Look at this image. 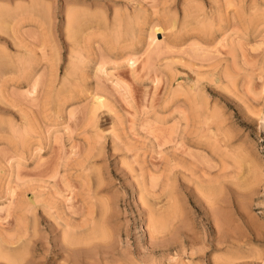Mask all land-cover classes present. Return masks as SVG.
I'll use <instances>...</instances> for the list:
<instances>
[{"label":"rangeland","instance_id":"374dc122","mask_svg":"<svg viewBox=\"0 0 264 264\" xmlns=\"http://www.w3.org/2000/svg\"><path fill=\"white\" fill-rule=\"evenodd\" d=\"M214 1L0 0V241L15 229L25 237L0 244V264H264L260 36L244 39L247 59L238 56V65L217 43L228 25L245 27L250 13L264 27V0H237L228 9L244 18L219 30ZM218 3L224 11L226 2ZM206 25L217 29L210 41ZM214 163L231 175L219 207L208 188ZM165 176L176 183L172 192ZM166 188L167 201L176 200L169 212ZM20 216L28 226L18 227ZM68 218L87 230L76 233ZM155 224L166 231L153 232Z\"/></svg>","mask_w":264,"mask_h":264},{"label":"bare ground","instance_id":"6f19581e","mask_svg":"<svg viewBox=\"0 0 264 264\" xmlns=\"http://www.w3.org/2000/svg\"><path fill=\"white\" fill-rule=\"evenodd\" d=\"M212 1H214V0H212ZM224 1L226 2V6H225V8H224V11H222V9L220 8V5H221V4L218 3V2H222V0H221V1H218V0H215V1H214V2H217V3H218V4L216 3V5H217V11H216L214 14L212 13V15H215V14H216L215 17L212 16L211 13H208V15L205 13V18L208 17L209 15L212 16V17H214V19L217 18V15L219 16L218 18L220 19V22L218 21V18L215 19V20L218 21V22H216V21H212V22H213V26H215V28H216L217 26H220L221 22H223V21H224V22H225V21L229 22L231 19L233 20V21H232V24H231L232 27H233V26L235 25V24H234L235 21H237L238 19L241 20L242 18H244V17H242V16H244V14L242 15V14L239 13V12H237V13H233V11H232V14H231V10L228 9L229 6H232V5H233V6H237V5H239V4H237V3H238L237 0H224ZM239 2H240V1H239ZM194 3H195V2H194ZM191 4H192V3H191ZM210 4H212V3H210ZM242 4H243V3H242ZM255 4H256V3H255ZM200 5H201V4H200ZM200 5H199V6H200ZM216 5H215V6H216ZM250 5H251V4H250ZM253 5H254V4H253ZM257 5H258V4H257ZM199 6H198V8H200ZM211 6H212V5H211ZM254 6H255V5H254ZM254 6H252V7H254ZM262 6H263V4H262ZM204 7H205V6H204ZM255 7H256V6H255ZM201 8L203 9L202 5H201ZM231 8H232V7H231ZM231 8H230V9H231ZM191 9H192V8H191ZM212 9H214V8L212 7ZM234 9L237 10L236 7H234ZM251 9H252V10H256V9H254V8H251ZM251 9H250V10H251ZM258 9H259V8H258ZM186 10H187V9H186ZM197 10H198V9H196L195 11L198 12ZM209 10H210V9H209ZM215 10H216V9H215ZM259 10H261V14H262V10L264 11V8H263V9H259ZM259 10H258V11H259ZM200 11H202V10H201V9L199 10V12H198V16H199L200 13L203 12V11H202V12H200ZM204 11H206V10L204 9ZM237 11H238V10H237ZM258 11H256V13H257ZM209 12H210V11H209ZM213 12H214V11H213ZM217 12H218V14H217ZM244 12H245V10H244ZM254 12H255V11H254ZM203 13H204V12H203ZM246 13H247V12H246ZM186 14L188 15L189 13H186ZM247 14H248V13H247ZM250 14H252V13H250ZM250 14H248V18H247V19L245 18V19H246V20H245V21H246V24H245L246 26H245V27H244V26L242 27V26L240 25V23H242L241 21H239L238 26H237V23H236L235 28H236V26H237V28L234 29L233 32L231 31V28H230L229 25H228L227 28L224 27V28H225L224 31H223V32L221 31V32H222V36L220 35L221 38L217 41V43H219V47H220V44H221V43H222L225 47L227 46V49H228L227 51H228L229 54H231V57H232V60H233V61H232V60H231V61L234 62V63L236 64V62H237V60H238V56H242V57L244 56L243 58H244V59H247V58H246L247 55H246V53H245V51H247V50H245V49H246V46L244 45V39H247L248 37H249V38H250V37H254L255 39H258L257 37L260 36V38L258 39V41H256V43H257L256 45H257V46H255V47H257L256 50H257V51L259 50V53H258V54H255L254 56H255V60H258V61L261 60L262 63H263V65H264V34H262V32H263L262 30H264V29H261L262 26H260V24H261L260 20H261V19H260V20H257V17H258V16H256V15H250ZM257 14H258V13H257ZM195 15H197V13H196ZM245 15H246V14H245ZM258 15H259V14H258ZM210 16H209V18H210ZM230 16H231V17H230ZM263 16H264V14L260 15V17H263ZM188 17H190V16H188ZM195 17H196V16H195ZM200 17H201V16H200ZM212 17H211V18H212ZM245 17H246V16H245ZM139 18H140V17H139ZM186 18H187V17H186ZM202 18H203V15H202ZM202 18H200V20H201ZM209 18H207L208 20L205 19V20L208 22V23L206 22V24H211V25H212V23H211V19H210V21H209ZM195 19H196V18H195ZM214 19H213V20H214ZM258 19H259V18H258ZM200 20H199V21H200ZM202 20H203V19H202ZM262 20H263V19H262ZM174 21H175V20H174ZM174 21H173V24H172V25L174 26V27L172 26L173 28H175V25H174L175 22H174ZM195 21H198V20H195ZM199 21H198V22H199ZM190 22H191V21H190ZM201 22H202V21H201ZM209 22H210V23H209ZM214 22H216V24H214ZM233 22H234V23H233ZM237 22H238V21H237ZM192 23L194 24V23H196V22H192ZM219 23H220V24H219ZM188 24H189V22H188ZM188 24H187V25H188ZM199 24H200V23H199ZM202 24H203V26H204L205 22L202 23ZM184 25H185V24H184ZM184 25H183V26H184ZM191 25H192V24H191ZM195 25H196V24H195ZM200 25H201V24H200ZM211 25H206V26H209V28H208V29L210 30L209 33L207 32V30H208V29H206L207 27H205V29H206L205 31H206L207 33H206V35L203 34V36L205 35V37L208 39V41H210V40H209V37H210L211 35H213V34L215 35V34H216V30H217V29H211V27H212ZM216 25H217V26H216ZM243 25H244V24H243ZM261 25H262V24H261ZM198 26H199V25H198ZM203 26H202V27H203ZM210 26H211V27H210ZM184 27L186 28L187 26H184ZM193 27H194V25H193ZM202 27H201V30H202ZM220 27H221V26H220ZM220 27H217L218 30H219ZM222 27H223V26H222ZM262 28H264V27H262ZM177 29H178V28H177ZM220 29H222V28H220ZM232 29H233V28H232ZM182 30H183V29H182ZM182 30H181V31H182ZM185 30H186V29H185ZM193 30H194V29H192V31H191V30H189V31H190V32H193ZM203 30H204V29H203ZM161 31H162V27H160V26L154 28V33H155V34H154V38L156 37L157 32H161ZM173 31H174V30H173ZM175 31H176V30H175ZM175 31H174V32H175ZM181 31H180V32H181ZM186 31H188V29H187ZM199 31H200V29H199ZM205 31H202V32H205ZM177 32H178V31H177ZM177 32H176V33H177ZM180 32H179V33H180ZM182 32H183V31H182ZM190 32H189V33H190ZM194 32L196 33V28H195V31H194ZM214 32H215V33H214ZM189 33H188V34H189ZM217 33H218V32H217ZM263 33H264V32H263ZM180 34H181V33H180ZM196 34H197V33H196ZM176 35H177V34H176ZM178 35H179V34H178ZM185 35H186V33H185ZM193 35H194V34H193ZM190 36H191V34L189 35V37H190ZM194 36H195V35H194ZM200 36H201V35H200ZM200 36H199V37H200ZM172 37H173V36H172ZM174 37H175V36H174ZM187 37H188V36H187ZM187 37H186V38H187ZM195 37H196V36H195ZM195 37H194V38H195ZM181 38L184 39L185 37H181ZM197 38H198V37H197ZM206 38H205V39H206ZM213 38H214V37H213ZM213 38H212V39H213ZM215 38H216V37H215ZM215 38H214V39H215ZM218 38H219V36H218ZM179 39H180V38H179ZM195 39H196V38H195ZM202 39H204V38H202ZM207 39H206V40H207ZM216 39H217V38H216ZM172 40H173V39H172ZM176 40H177V39H176ZM188 40H189V39H188ZM197 40H198V39H197ZM200 40H201V39H200ZM206 40H204V41H206ZM247 40H249V39H247ZM174 41H175V40H174ZM186 41H187V40H186ZM190 41H191V40H190ZM190 41H188V42H190ZM193 41H194V40H193ZM214 41H215V40H214ZM254 41H255V40H254ZM181 42H182V40H181ZM188 42H187V43H188ZM199 42H200V41H199ZM199 42H198V43H199ZM246 42H247V41H246ZM201 43H202V42H200L199 44H201ZM207 43H209V42H207ZM207 43H206V44H207ZM212 43H213V42H212ZM214 43H215V44H214L213 46L216 47L218 44L216 45V41H215ZM250 43H252V42H250ZM174 44H175V43H174ZM177 44H180V43H177ZM185 44H186V43H185ZM188 44H189V43H188ZM199 44H198V45H199ZM202 44H203V43H202ZM202 44H201V45H202ZM204 44H205V42H204ZM206 44H205V45H206ZM222 44H221V46H222ZM190 45H191V44H190ZM190 45H189V46H190ZM192 45L195 46V45H194V42L192 43ZM192 45H191L190 48H192L193 51H196V50H194V47H193ZM201 45H200V46H201ZM210 45H211V44H210ZM210 45H209V46H210ZM248 45H249V44H248ZM149 46H150V45H149ZM200 46H199V47H200ZM209 46H208V47H209ZM213 46H210V47L213 48ZM195 47H196V46H195ZM201 47H204V45L201 46ZM201 47L198 49V46H197L196 49H198L199 51H201V50H203V48L201 49ZM206 47H207V45H206ZM208 47H207V48H208ZM210 47H209L208 50L212 49V48H210ZM215 47H214V48H215ZM217 47H218V46H217ZM222 47H223V46H222ZM249 47H250V46H249ZM215 49H216V48H215ZM217 49H218V48H217ZM220 49H221V48L218 49V52H219ZM176 50H177V49H176ZM176 50H175V51H176ZM186 50H187V49H186ZM204 50H207V49L204 48ZM213 50H214V49H213ZM251 50H255V49H252V48H251ZM251 50H250V51H251ZM199 51H198V52H199ZM223 51H224V50H223ZM248 51H249V50H248ZM179 52H180V51H179ZM181 52H182V51H181ZM215 52H216V51H215ZM215 52H214V53H215ZM218 52H217V54H218ZM176 53H177V52H176ZM185 53H186V52H185ZM193 53H194V52H193ZM207 53H208V52H207ZM207 53H204V54H206V55H204V57H203L204 59H205L206 57L208 58L209 55L211 56V53H209L208 55H207ZM214 53H213V54H214ZM222 53H223V52H222ZM226 53H227V52H226ZM247 53H248V52H247ZM249 53H250V52H249ZM249 53H248V55H249ZM217 54H216V55H217ZM220 54H221V52L219 53V56H220ZM224 54H225V53H224ZM193 55L196 56V54H193ZM202 55H203V53H202ZM245 55H246V56H245ZM200 56H201V54H200ZM200 56H199V57H200ZM205 56H206V57H205ZM210 56H209V57H210ZM212 56H213V55H212ZM222 56H223V55H222ZM222 56H220V57H222ZM225 56H226V55H225ZM254 56L252 55V58H253ZM195 58H196V57H195ZM200 58H201V57H200ZM210 58H211V57H210ZM210 58L207 59V60H209V61L211 60V61H212V59H214V58L216 59L217 56H216V57L213 56L212 59H210ZM226 58L228 59V55H227ZM215 59L213 60V63H211V64L209 65V67H211V68H212V66L214 67V64H216V63H215V62H216ZM219 59H220V58H219ZM253 59H254V58H253ZM198 60H199V59H198ZM219 61H220V60H218L217 65H218ZM220 62L222 63L223 60L220 61ZM221 63H220V64H221ZM212 64H213V65H212ZM224 64H225V63H224ZM189 65H190V64H189ZM217 65H215V66H217ZM225 65H226V64H225ZM237 65H238V62H237ZM227 66H228V65H227ZM206 67H207V66H206ZM221 67H222V66H221ZM223 67H224V65H223ZM217 68H218V67H217ZM225 68H227V67H225ZM212 69H213V68H212ZM198 70H199V69H198ZM214 70H215V69H214ZM202 72H203V71H202ZM227 73H228V71H227ZM204 76H205V75H204ZM199 77H203V76L201 75V76H199ZM197 79H198V78H197ZM197 79H196V80H197ZM202 79H203V78H202ZM198 80H199V79H198ZM230 80L233 81L234 79L231 78ZM231 81H230V82H231ZM196 82H197V81H196ZM196 82H195V83H196ZM195 83H194V85H196V84L198 85V82H197L196 84H195ZM234 84H235V81H234ZM197 85H196V86H197ZM181 86H182V85H181ZM197 87H199V86H197ZM189 88H190V87H189ZM192 89H193V88H192ZM197 90H198V89H197ZM178 91H179V89H178ZM191 91H192V90H191ZM191 91H190V89H189V92H190V93H191ZM195 92H197L196 89H195ZM191 94H192V93H191ZM194 96H195V95H194ZM194 96H193V97H194ZM196 96H197V93H196ZM194 98H195V97H194ZM198 98H199V100H200V96H199V95H198ZM96 99H97V102H98V103H100V104L103 103V102H102V99H101L100 96H97ZM199 100H198V101H199ZM194 101H195V100H194ZM199 105H200V103H199ZM199 110H200V109H199ZM200 112H201V110L199 111V113H200ZM208 118H209V117H208ZM214 121H215V120H214ZM211 123H212V122H211ZM211 123H210V124H211ZM217 136H218V135H217ZM222 137H223V136H222ZM228 137H229V136H228ZM225 140H226V138H225V139L223 138V141H224V142H225ZM218 141H219V138L217 139V137H216V139H215L214 142H218ZM219 142H221V139H220ZM224 142H223V143H224ZM226 142H227V141H226ZM226 142H225V144H226ZM221 143H222V142H221ZM221 143H219V144H221ZM216 144H217V143H216ZM214 145H215V144H214ZM217 145H218V144H217ZM226 145H227V144H226ZM222 146H223V144L221 145V147H222ZM216 147H217V146H216ZM216 147H215L214 151H215V153L218 155V151H219L218 149H219V148H216ZM218 147H219V146H218ZM223 147L226 148V149H228V146H227V147L223 146ZM223 147H222V148H223ZM229 147H230V146H229ZM220 149H221V148H220ZM229 149H230V148H229ZM232 149H233V148H232ZM232 149H231V151L229 150L231 153H232V151L234 150V149H233V150H232ZM236 150H238V149L235 148V151H236ZM227 151H228V150H227ZM248 151H249V150H248ZM250 151H251V150H250ZM220 152H222V151H220ZM223 152H224V154H225V151H223ZM251 152H252V151H251ZM233 153H234V151H233ZM238 153H239V152H238ZM226 154H229V152H228V153L226 152ZM234 154H237V153H234ZM238 155H239V154H238ZM218 156H219V155H218ZM222 156H223V155H222ZM233 156H234V155H233ZM235 156H236V155H235ZM230 157H231V155H230ZM241 157H242V156H241ZM221 158H222V157H221ZM224 158H225V157H224ZM227 158H229V157H227ZM238 158H240V157H238ZM249 158H250V157H249ZM254 158H255V157H254ZM219 159H220V157H219ZM251 159H253V158H251ZM220 160H221V159H220ZM231 160H232V159H231ZM223 161H224V160H223ZM223 161H222V166H223L224 168H222V169H225V168L227 167V166H226V165H227V164H226L227 162H225V166H224V165H223V164H224ZM227 161H228V160H227ZM232 161H233V160H232ZM234 161H235V160H234ZM234 161H233V162H234ZM237 161H238V160H237ZM247 161H248V160H246V162H247ZM165 163H166V162H165ZM178 163H179V162H178ZM182 163H183V162H182ZM187 163H188V164H193V163H191V162H190V163L187 162ZM235 163H236V162H235ZM238 163H239V162H238ZM238 163H236V164H238ZM250 163H251V162H250ZM250 163H249V165H248V162H247V166H250ZM259 163H260V162H259ZM259 163H257V164H259ZM168 164H169V163H168ZM170 164H171V166H172V163H170ZM174 164H175V162L173 163V165H174ZM176 164H177V162H176ZM179 164H180V163H179ZM195 164H196V163H195ZM215 164L217 165V163H214V164H213V165H214V168H217L218 166H216ZM220 164H221V162H220ZM229 164H230V163H229ZM229 164H228V165H229ZM233 164H234V163H233ZM261 164H262V163H261ZM177 165H178V164H177ZM180 165H182V167H184L183 164H180ZM213 165H212V168H213ZM231 165H232V164H231ZM166 166H167V165H166ZM169 166H170V165H169ZM171 166H170V167H171ZM174 166H175V165H174ZM174 166H173V167H174ZM188 166H189V167H188ZM188 166H187V168H188V170H189V168H191V165H188ZM193 166H194V164H193ZM197 166H198V165H197ZM215 166H216V167H215ZM251 166H253V165H251ZM259 166H260V165H259ZM262 166H263V165H262ZM164 167H165V165H164ZM164 167H163V168H164ZM170 167H168V168H170ZM173 167L169 169L171 172H174ZM194 167H196V165H195ZM229 167H230V166H229ZM257 167H258V166H257ZM165 168H166V167H165ZM185 168H186V167H185ZM214 168H213V169H214ZM220 168H221V167H220ZM242 168H243V167H242ZM244 168H245V167H244ZM253 168H256V167L254 166V167H252V169H253ZM260 168H261V167H260ZM172 169H173V171H172ZM191 169H192V168H191ZM191 169H190V170H191ZM195 169H196V168H195ZM250 169H251V168H250ZM261 169H262V168H261ZM261 169H260V172H259V175H258V176H260V175L263 176V175H264V173L261 171ZM162 170H164L165 172L168 171L167 173H170V174H171V177H172L173 174H174V173L172 174L171 172H169V170H165V169H162ZM201 170H202V169H201ZM204 170H205V169H204ZM217 170H218L217 172L214 171L215 173L211 172V171H213V170L210 171V173H212V174H214V175H212V176H213L212 178L209 177V178H210V180H209V181H210V184H209L208 188H210L209 191H210L211 198L213 197V198H212V202H215V203H216V206L219 207L220 205L218 206L217 203H218V200L221 201L222 199H224V195H225V194L223 193L222 190H223L225 187L223 186V183H224V181H225V178H227L226 176L229 175V172L227 173V174H228V175H227L226 173L222 172V170H219L218 168H217ZM192 171H194V170H192ZM252 171H253V170H252ZM252 171H251V173H252ZM254 171H256V170L254 169ZM254 171H253V172H254ZM263 171H264V170H263ZM161 172H162V171H160V173H161ZM165 172H164V173H165ZM256 172H258V171H256ZM160 173H159V174H160ZM189 173H190V172H189ZM205 173H206V176L208 177V176H209V174L207 175L208 171H207V172L205 171ZM205 173H204V176H205ZM251 173H249V174H251ZM162 174H163V173H162ZM170 174L168 175L169 177H170ZM191 174H192V173H191ZM195 174H196V172H195ZM240 174H243V173L240 172L239 175H240ZM253 174H254V173H253ZM256 174H257V173H256ZM166 175H167V174H166ZM229 176L231 177V175H229ZM229 176H228V177H229ZM254 176H256V175H254ZM258 176H257V178L259 179ZM165 177H166V176H165ZM169 177H168V178H169ZM230 177H229V178H230ZM250 177H251V175H250ZM166 178H167V177H166ZM168 178H167V179H168ZM229 178H228V179H229ZM261 178H262V177H260V180H262L264 177H263L262 179H261ZM197 179H198V177H197ZM199 179H201V178L199 177ZM202 179L204 180V178H202ZM206 179H208V178H206ZM252 179H253V178H252ZM168 180L171 181L172 179H171V180L168 179ZM203 180H202V181H203ZM255 180H256V179H255ZM153 181H155V180H153ZM202 181L200 180L199 182L202 183ZM227 181H228V180H226V182H227ZM253 181H254V179H253ZM253 181H252V182H253ZM257 181H258V180H257ZM262 181H263V180H262ZM166 182H168V181H166ZM204 182H205V184H206V180H204ZM226 182H225L224 184H227ZM252 182H251V183H252ZM255 182H256V181H255ZM259 182L261 183V181H258V183H259ZM169 183H170V185H171L172 183H173V185L176 184V183H174V179H173V182L171 181V182H169ZM253 183H254V182H253ZM253 183H252V184H253ZM256 183H257V182H256ZM166 184H167L168 188H169V187L172 188V189H171V192H172L173 188L176 187L175 185H174V186H173V185L170 186L168 183H166ZM203 184H204V183H203ZM203 184H202V185H203ZM205 184H204V185H205ZM142 185H143V184H141V186H142ZM190 185H191V184H190ZM167 186H166V187H167ZM172 186H173V187H172ZM205 186H206V185H205ZM225 186H226V185H225ZM253 186H254V184H253ZM223 187H224V188H223ZM142 188H143V187H142ZM168 188H166V190H167ZM170 188H169V189H170ZM200 188H201V187H200ZM222 188H223V189H222ZM249 188H250V187H249ZM169 189L167 190L168 193H166L167 191L165 192L166 194H168V195H167V199H166V201L169 199V197H172V196H171L172 193H171V195L169 196V194H170ZM175 189H176V188H175ZM187 189H188V188H187ZM141 190H142V189H141ZM175 191H176V190H175ZM193 191H194V190H193ZM145 192H146V191H145ZM176 192H177V191H176ZM176 192H175V193H176ZM211 192H212V193H211ZM175 193H173V196H174ZM201 193H202V192H201ZM221 193H223V195H222ZM198 194H199V193H198ZM220 194L223 196L222 199L219 198V196H221ZM202 197H203V196H202ZM208 197H209V196H208ZM49 199H50V198H49ZM51 199H52V198H51ZM170 199H171V198H170ZM174 199H175V196H174V197L172 198V200H171V201H172V205H169L171 209H169V207H166V209L168 208V210H166V212H169L170 210L173 209V207H174L173 200H174ZM45 200H46V199H45ZM45 200H44V201H45ZM53 200H54V199H53ZM53 200H52V204H53V203H56V202H53ZM164 200H165V198H164ZM224 200H225V199H224ZM32 201H34V200H32ZM32 201H30V203H31ZM35 201H38L37 198L35 199ZM50 201H51V200H50ZM50 201H49V203L51 204ZM55 201H56V200H55ZM103 201H104V200H103ZM171 201L169 200V201H167L166 203H167V204H168L169 202L171 203ZM175 201H176V200H174V203H175ZM41 202L43 203V201H41ZM104 202H105V201H104ZM164 202H165V201H164ZM221 202H223V200H222ZM33 203H34V202H33ZM35 203H36V205H33V206L31 205V206L34 207V208H36V206H38V203H37V202H35ZM39 203H40V202H39ZM46 203H47V202H46ZM109 203H110V202L108 201V204H109ZM170 203H169V204H170ZM215 203H213L214 206H215ZM223 203H224V202H223ZM50 204H45V207H49V206L52 207ZM106 204H107V202H106ZM219 204H220V202H219ZM42 205H43V204H41V206H42ZM47 205H49V206H47ZM56 205L58 206V203H56ZM103 205H104V204H103ZM109 205H110V204H109ZM53 206H54V205H53ZM166 206H167V205H166ZM171 206H172V207H171ZM54 207H55L56 209L58 208V207H56V206H54ZM105 207L107 208V206H105ZM211 207H212V206H211ZM34 208H32V209H34ZM43 208H44V207H43ZM59 208H60V207H59ZM106 208H105V209H106ZM108 208H109V207H108ZM161 208H162V206H161ZM161 208H160V209H161ZM163 208H164V207H163ZM44 209H45V211H47V209L49 210V208H44ZM100 209H101V208H100ZM100 209H99V210H100ZM212 209H213V208H212ZM58 210H60V209H57V212H58ZM175 210H176V208H175ZM162 211H163V210H161V212H162ZM49 212H50V211H49ZM62 212H64V210H63ZM62 212L60 211V212H58L57 214H59V213L61 214ZM104 212H105V211H104ZM212 213H213V212H212ZM158 214H159V213H158ZM164 214H165V213L163 212V215H164ZM22 215H24V214H22ZM51 215H52V213H51ZM159 215H160V214H159ZM172 215H173V214H172ZM55 216H56V215H55ZM59 216H61V215H57V217H59ZM91 216H93V215H91ZM97 216H98V215H97ZM104 216H105V215H104ZM22 217H25V216H22ZM22 217L20 216V218H21L20 221H21V222L19 221L20 223H19V226L17 225L18 227H20V226L22 225V223H23L24 225L26 224V222H24V221L22 220V219H24V218H22ZM98 217H99V216H98ZM165 217H166V216H165ZM61 218H62V217H61ZM160 218H161V217H160ZM162 218H163V217H162ZM170 218H171V216H170ZM56 219H57V218H56ZM62 219H63V218H62ZM64 219H67V218L64 217ZM95 219H96L95 217H94V219L92 218V220H95ZM101 219H102V218H101ZM163 219H164V218H163ZM165 219H166V218H165ZM165 219H164V220H165ZM168 219H169V218H168ZM47 220H48V219H47ZM60 220H61V219H60ZM68 220L70 221L69 218H68ZM72 220H73V219H72ZM170 220H171V219H170ZM173 220H174V219H173ZM22 221H23V222H22ZM56 221H58V220H56ZM63 221H64V223H66L65 226H66L67 224H69V223H67L65 220H63ZM63 221H62V223H63ZM69 221H68V222H69ZM32 222H35V218H34V221H32ZM60 222H61V221H58V223H60ZM71 222H73V221H70V224L73 225V223H71ZM76 222H77V221H76ZM76 222H75V223H76ZM92 222H94V221H92ZM164 222H166V220H165ZM167 222H169V221H167ZM55 223H56V222H55ZM75 223H74V224H75ZM77 223H78V222H77ZM35 224H36V223H35ZM35 224L33 223V225H34L33 228L36 230V228H35L36 225H35ZM90 224H91V223H90ZM90 224H89V225H90ZM92 224H94V223H92ZM97 224H98V221H97L96 225H97ZM28 225H29V223H28ZM28 225L26 224V226H28ZM30 225H31V223H30ZM59 225H60V224H59ZM82 225H83V223H81V226H82ZM84 225H85V224H84ZM86 225H87V224H86ZM17 226H16L15 228L18 229ZM57 226H58V225H57ZM90 226H91V225H90ZM23 227H24V226H23ZM29 227H30V226H29ZM29 227L26 228L27 230H26L25 227H24V229L26 230V231H25V234L27 233L26 235H28V232H29L30 230H32V229H30ZM66 227L68 228V230H67L68 232L65 231L66 228L62 227L63 230L66 232V235H67V236H73L74 233H72V235H71V234H68V233H70V231L72 230L71 228H74V230L77 229V228L75 227V225H73V227H71V226H69V225L66 226ZM70 227H71V228H70ZM77 227H80V226H79V223L77 224ZM105 227H106V226H105ZM171 227H172V226H171ZM20 228H22V227H20ZM20 228H19V231H20ZM48 228H49V227H48ZM55 228H57V227H55ZM75 228H76V229H75ZM80 228H83V229H82V230H81V229H80V230L77 229V230H76V233H78V232H84L85 229H86L87 227H86L85 229H84V226H83V227H80ZM97 228H98V227H97ZM165 228H166V225H163V224H162V225H157V224H155V225H153V227H152V229H153L152 231H153V232L156 231L157 234H158V233H161L162 231H163V232L166 231ZM28 229H29V231H28ZM34 229H33V230H34ZM69 229H71V230L69 231ZM90 229H91V228H90ZM93 229L95 230V227H94ZM35 230L33 231V233L35 232ZM83 230H84V231H83ZM86 230H87V229H86ZM88 230H89V228H88ZM17 231H18V230H17ZM27 231H28V232H27ZM50 231H51V230H50ZM72 231H73V230H72ZM72 231H71V232H72ZM97 231H98V230H97ZM100 231H101V230H100ZM152 231H151V232H152ZM30 232H31V231H30ZM65 232H64V233H65ZM91 232H92V231H91ZM153 232H152V234H153ZM10 233H11V234H10ZM10 233H9L10 237H9V236H6V238H7V237L12 238V239H18V238H20V236H19L20 233L16 232V229H15V232L12 231V232H10ZM12 233H13L14 235H13ZM22 233H23V230H22ZM88 233H89V232H88ZM5 234H6V233H5ZM25 234L23 233V234H21V235H25ZM30 234H31V233H29V235H30ZM150 234H151V233H150ZM152 234H151V235H152ZM154 234H155V233H154ZM7 235H8V232H7ZM12 235H13L14 237H13ZM95 235H96V234H95ZM107 235H108V234H107ZM0 236H1V235H0ZM3 236H4V234H3ZM152 236H153V235H152ZM1 237H2V236H1ZM1 237H0V240H1ZM21 237H22L23 239L20 238L19 240H20V241H22V240L24 241V238H25V237H23V236H21ZM74 237H75V236H74ZM103 237H105V236L103 235ZM109 237H110V236H109ZM4 238H5V237H4ZM6 238H5V241H4V242H5L4 246L6 245ZM94 238H95V237H94ZM153 238H155V236H154ZM156 238H157V237H156ZM12 239H11V240H12ZM21 239H22V240H21ZM26 239H27V238H26ZM29 239H30V238H29ZM70 239L72 240V239H74V238H71V237H70ZM92 239H93V237H92ZM2 241H3V239H2ZM12 241H13V240H12ZM73 241H74V240H73ZM91 241H92V240H91ZM4 242H2V243H4ZM7 242H11V241H9V239H7ZM13 242H14V241H13ZM18 242H19V241H18ZM18 242H17V243H18ZM2 243H1V241H0V244H2ZM74 243H75V242H74ZM76 243H77V242H76ZM162 243H163V245H164V242H163V241H162ZM18 245H19V243H18ZM66 245H67V244H66ZM2 246H3V244H2ZM9 246H10V245H9ZM12 246L14 247V245H12ZM7 247H8V246H7ZM15 247H17V246L15 245ZM15 247H14V248H15ZM68 247H69V246H68ZM1 248H2V247H1ZM5 248H6V247H5ZM9 248L12 249L11 246H10ZM9 248H8V249H9ZM66 248H67V247H66ZM43 249H44V248H43ZM60 249H61V248H60ZM67 250H68V251L71 250V247H70V248H67ZM72 250H74V249L72 248ZM14 251H15V250H14ZM36 252H37V251H36ZM77 252H78V251H77ZM45 257H46V256H45Z\"/></svg>","mask_w":264,"mask_h":264}]
</instances>
